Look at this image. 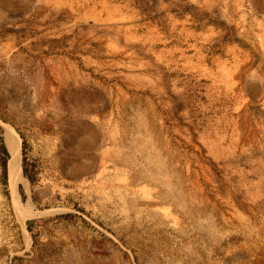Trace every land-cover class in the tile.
<instances>
[{"label":"rangeland","instance_id":"rangeland-1","mask_svg":"<svg viewBox=\"0 0 264 264\" xmlns=\"http://www.w3.org/2000/svg\"><path fill=\"white\" fill-rule=\"evenodd\" d=\"M0 264H264V0H0Z\"/></svg>","mask_w":264,"mask_h":264},{"label":"bare ground","instance_id":"bare-ground-1","mask_svg":"<svg viewBox=\"0 0 264 264\" xmlns=\"http://www.w3.org/2000/svg\"><path fill=\"white\" fill-rule=\"evenodd\" d=\"M18 140L19 138L16 135V133L10 127H6L4 141H6L9 152L7 171H8L9 186L12 190L13 203L16 210H18V204L16 201L15 187L16 184L21 180L20 147Z\"/></svg>","mask_w":264,"mask_h":264},{"label":"trees","instance_id":"trees-1","mask_svg":"<svg viewBox=\"0 0 264 264\" xmlns=\"http://www.w3.org/2000/svg\"><path fill=\"white\" fill-rule=\"evenodd\" d=\"M2 151H3V153L5 154V150H4V149H2Z\"/></svg>","mask_w":264,"mask_h":264}]
</instances>
